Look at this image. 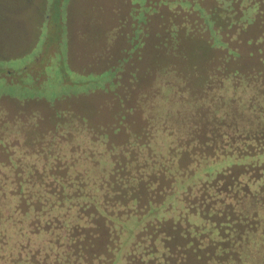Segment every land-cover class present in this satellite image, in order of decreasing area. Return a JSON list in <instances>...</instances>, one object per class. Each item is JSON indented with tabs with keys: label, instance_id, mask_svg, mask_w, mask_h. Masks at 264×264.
I'll use <instances>...</instances> for the list:
<instances>
[{
	"label": "rangeland",
	"instance_id": "obj_1",
	"mask_svg": "<svg viewBox=\"0 0 264 264\" xmlns=\"http://www.w3.org/2000/svg\"><path fill=\"white\" fill-rule=\"evenodd\" d=\"M261 92L264 0H0V264H264Z\"/></svg>",
	"mask_w": 264,
	"mask_h": 264
},
{
	"label": "trees",
	"instance_id": "obj_2",
	"mask_svg": "<svg viewBox=\"0 0 264 264\" xmlns=\"http://www.w3.org/2000/svg\"><path fill=\"white\" fill-rule=\"evenodd\" d=\"M261 94H263L264 95V93H262L261 92ZM263 111H261L260 110V112H261V114L262 115H264V109H262ZM234 114V113H233ZM264 125V124H263ZM228 126H230V124L228 123ZM254 130V131H253ZM252 131L253 132H250L249 133V135L246 133V130L244 131V130H239V129H237V138H242V140H246V139H251V140H247V141H249V142H253L254 140V138H258V137H260V131L258 130V129H252ZM262 131H264V129L262 130ZM261 136H263L262 134H261ZM237 138H235V140H237ZM263 145H260L259 147H257V145H250V146H246L243 142H242V144L238 147V148H233V147H227V152H225L224 154H221L220 156H226V155H231V154H234L235 155V157L237 158V159H240V158H242L243 156H253V155H255V154H258V153H260V151H262V149H263ZM256 156V155H255ZM174 158V157H173ZM214 158H219V157H214ZM213 158V159H214ZM165 168H168L167 166H164ZM263 176V175H262ZM171 179L172 180H170L169 182L170 183H172V182H175L174 181V179L171 177ZM237 178H236V176H234V175H230V173H229V171L228 170H226V172H223V173H221L220 174V177L217 179L218 181H217V183H222V182H226L227 181V183H226V186L224 187L226 190H228L229 191V188H230V186L232 185V181H234V180H236ZM234 184V183H233ZM79 191H77L75 194H71V196L69 197L70 199H76V198H80V197H82V195H85L84 197H86V195H88L87 193L86 194H83V192H82V189H78ZM228 191H226V192H228ZM172 191H170V192H166L165 193V195H167V194H170ZM63 196H64V198L66 197V198H68L67 197V195L66 194H62ZM66 195V196H65ZM78 195H80V196H78ZM165 195H164V198H165ZM187 195L189 196V197H191L192 195H191V192H187L186 193V197H187ZM188 198V197H187ZM134 199H135V197H134ZM189 199V198H188ZM95 204V203H94ZM105 207H106V209H110V211H112V212H114V207L115 206H113L112 204L110 205V207L108 206V201H106L105 202ZM96 205V204H95ZM97 206V205H96ZM120 206H124V204H120ZM127 206V205H126ZM89 208H91L92 209V211L93 212H90V214H89V216L90 217H92V215H95L96 214V216L97 217H99V215H97V211H96V208H94L93 206H92V204H89V206H88ZM98 207H100V206H98ZM113 207V208H112ZM130 205H128V207L127 208H129L130 209ZM141 211H143V210H141ZM101 219V218H100ZM90 232H88L87 233V236L85 237V238H83V240H88V238L89 237H91V235L89 234Z\"/></svg>",
	"mask_w": 264,
	"mask_h": 264
}]
</instances>
